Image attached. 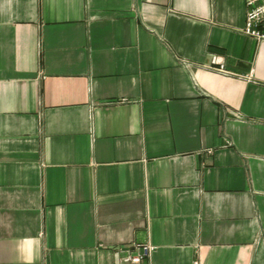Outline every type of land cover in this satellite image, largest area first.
Wrapping results in <instances>:
<instances>
[{
	"label": "crops",
	"instance_id": "1",
	"mask_svg": "<svg viewBox=\"0 0 264 264\" xmlns=\"http://www.w3.org/2000/svg\"><path fill=\"white\" fill-rule=\"evenodd\" d=\"M244 20V0H0V264L142 244L145 264H264Z\"/></svg>",
	"mask_w": 264,
	"mask_h": 264
},
{
	"label": "built area",
	"instance_id": "2",
	"mask_svg": "<svg viewBox=\"0 0 264 264\" xmlns=\"http://www.w3.org/2000/svg\"><path fill=\"white\" fill-rule=\"evenodd\" d=\"M244 5L245 20L242 33L257 42L264 41V0H244ZM153 249L154 246L150 244L135 245L134 251H127L120 256L118 264H145L144 261L150 257ZM194 264L197 262L194 261Z\"/></svg>",
	"mask_w": 264,
	"mask_h": 264
}]
</instances>
